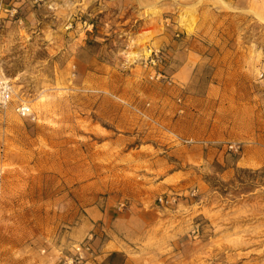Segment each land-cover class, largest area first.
Here are the masks:
<instances>
[{
	"label": "rangeland",
	"instance_id": "1",
	"mask_svg": "<svg viewBox=\"0 0 264 264\" xmlns=\"http://www.w3.org/2000/svg\"><path fill=\"white\" fill-rule=\"evenodd\" d=\"M0 82V264H264V0H0Z\"/></svg>",
	"mask_w": 264,
	"mask_h": 264
},
{
	"label": "built area",
	"instance_id": "2",
	"mask_svg": "<svg viewBox=\"0 0 264 264\" xmlns=\"http://www.w3.org/2000/svg\"><path fill=\"white\" fill-rule=\"evenodd\" d=\"M12 99V87L8 82H0V109L8 106ZM15 112L20 117H28L30 110L25 104H19L15 108ZM233 148V147H231ZM160 205H169L173 203L171 197L165 196L158 198ZM123 207V204H120ZM90 239L82 244L72 246L68 254L61 256L59 264H93L96 260V254L90 245Z\"/></svg>",
	"mask_w": 264,
	"mask_h": 264
},
{
	"label": "crops",
	"instance_id": "3",
	"mask_svg": "<svg viewBox=\"0 0 264 264\" xmlns=\"http://www.w3.org/2000/svg\"><path fill=\"white\" fill-rule=\"evenodd\" d=\"M125 262H128L127 259H125Z\"/></svg>",
	"mask_w": 264,
	"mask_h": 264
}]
</instances>
